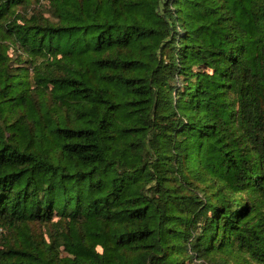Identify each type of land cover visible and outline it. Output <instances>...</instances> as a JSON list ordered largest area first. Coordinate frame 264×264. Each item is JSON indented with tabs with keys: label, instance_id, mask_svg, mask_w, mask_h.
<instances>
[{
	"label": "trees",
	"instance_id": "16d2710c",
	"mask_svg": "<svg viewBox=\"0 0 264 264\" xmlns=\"http://www.w3.org/2000/svg\"><path fill=\"white\" fill-rule=\"evenodd\" d=\"M0 264H264V0H0Z\"/></svg>",
	"mask_w": 264,
	"mask_h": 264
}]
</instances>
